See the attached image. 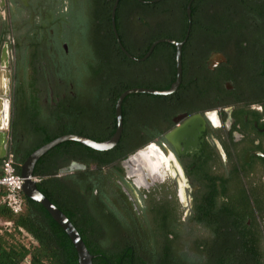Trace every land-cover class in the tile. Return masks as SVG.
<instances>
[{"label":"flooded vegetation","instance_id":"flooded-vegetation-1","mask_svg":"<svg viewBox=\"0 0 264 264\" xmlns=\"http://www.w3.org/2000/svg\"><path fill=\"white\" fill-rule=\"evenodd\" d=\"M115 1L0 0V132L22 146L69 135L106 143L121 99L114 147L61 143L85 166L70 173L74 189L103 177L124 251L204 264L228 239L233 254L264 253V0H119L117 34L136 59L114 30ZM161 40L182 44L181 80L166 94L150 90L177 82L178 47ZM110 43L117 73L94 52ZM93 222L75 226L91 236Z\"/></svg>","mask_w":264,"mask_h":264},{"label":"trees","instance_id":"trees-1","mask_svg":"<svg viewBox=\"0 0 264 264\" xmlns=\"http://www.w3.org/2000/svg\"><path fill=\"white\" fill-rule=\"evenodd\" d=\"M142 8H149L151 4L133 0ZM86 34V33H84ZM81 47V60L83 67L86 66L88 51L86 40ZM113 44L105 46H94L96 55L110 60L107 68L109 72H119L117 58L112 55ZM121 51V56H122ZM112 59V60H111ZM129 65L132 61L128 59ZM47 140H50L47 139ZM43 144V143H42ZM42 144H28L22 146L15 143L12 151L18 171L28 156ZM87 147V146H85ZM89 148V147H88ZM73 145L68 142L61 143L46 154L36 163L34 176L41 179L37 183L40 191L45 194L55 205H57L69 217L74 225L80 227L81 222L89 225L93 218L92 234L87 235L80 229L82 237L92 254L96 255L94 264H173L172 255L155 252L124 251L121 247V213L112 209L105 201V191H102L103 177H95L92 184L83 176L79 181V189L73 188L71 174H62V168L71 164ZM113 158H102L99 166L105 165ZM86 164L89 162L83 160ZM88 183L86 192L80 189ZM96 188H100L99 196L94 194ZM5 195V189L0 185V199ZM93 204L95 214L91 216L88 205ZM96 218L104 223L96 221ZM0 221H10L13 228L0 226V264H79L77 249L65 232V230L54 220L47 209L40 203L26 196V208L21 214H13L8 208L0 203ZM23 231L29 233L36 244H30L23 238ZM150 236V229H147ZM106 244L107 247L103 246ZM233 242L222 239L220 253L212 254L204 264H264V253H259L255 248L253 252L233 254ZM219 253V254H218ZM204 257L191 256L189 264H201ZM175 264V263H174Z\"/></svg>","mask_w":264,"mask_h":264},{"label":"water","instance_id":"water-1","mask_svg":"<svg viewBox=\"0 0 264 264\" xmlns=\"http://www.w3.org/2000/svg\"><path fill=\"white\" fill-rule=\"evenodd\" d=\"M118 2H119V0L115 1V4L113 6V10H112L113 26H114V30H115L116 34H117V29H116V23H115V15H116V9H117ZM147 2H152V1H147ZM117 38H118V41L120 43L121 49L129 57L136 59L124 47V45L120 41L118 34H117ZM161 41H171L174 44H176L178 47V51H177L178 79H177V82L172 87V89H170L168 91H152V90H150L151 92H154V93L166 94V93H169L172 90H174L181 80V74H182V52H181V48H182V44L178 43L177 41H174V40H161ZM158 42L159 41L155 42L151 46V48H150L149 52L146 54V56L150 55V53L152 52V50L154 49L155 45ZM117 108H118V113H119V127H118V129H117L112 140H110L106 143H98V142H95V141H93L87 137H82V136L69 135V136L59 137V138L41 146V147H39L34 152H32L28 156L26 161L21 166L20 173L25 178V183H24L25 195L28 198L42 204L47 209V211L50 213V215L54 218V220L65 230V232L68 234V236L70 237V239L72 240V242L74 243V245L77 249L78 257H79V264H94L93 259L95 256L89 251V249H88L84 239L80 235L78 229L73 224V222L69 219V217L64 213V211H62L45 194H43L40 191L37 183L35 182V180H33L34 169H35V165H36L37 161L44 154H46L49 150H51L56 145H58L59 143L65 141V140H70V139L76 140V141H79V142L89 146V147H92L94 149L101 150V151L108 150V149H111L112 147H114L121 137V99L118 102ZM135 158H136V156L131 157L129 162H133V164H134ZM84 168H85L84 165L74 162L71 165H69L68 167L61 169L60 172L62 174H67V173H71L74 170L84 169Z\"/></svg>","mask_w":264,"mask_h":264},{"label":"built area","instance_id":"built-area-1","mask_svg":"<svg viewBox=\"0 0 264 264\" xmlns=\"http://www.w3.org/2000/svg\"><path fill=\"white\" fill-rule=\"evenodd\" d=\"M36 183L41 179L37 176L33 177ZM25 178L18 171L15 162V156L10 152L3 160V174L0 176V185L5 189V195L0 199V203L4 204L13 214H21L26 208V195L24 193ZM0 226L12 229L13 224L10 221H0ZM23 238L30 244H36L33 237L23 231Z\"/></svg>","mask_w":264,"mask_h":264},{"label":"crops","instance_id":"crops-1","mask_svg":"<svg viewBox=\"0 0 264 264\" xmlns=\"http://www.w3.org/2000/svg\"><path fill=\"white\" fill-rule=\"evenodd\" d=\"M14 142L9 134H6L4 131L0 132V176L3 174V160L6 156L12 152V147ZM14 154V153H13ZM15 156V155H14Z\"/></svg>","mask_w":264,"mask_h":264},{"label":"bare ground","instance_id":"bare-ground-1","mask_svg":"<svg viewBox=\"0 0 264 264\" xmlns=\"http://www.w3.org/2000/svg\"><path fill=\"white\" fill-rule=\"evenodd\" d=\"M138 158V157H137ZM139 162V161H138ZM142 168V167H141ZM143 172V171H142ZM144 176V175H143Z\"/></svg>","mask_w":264,"mask_h":264}]
</instances>
